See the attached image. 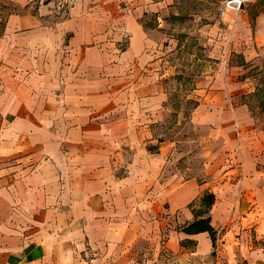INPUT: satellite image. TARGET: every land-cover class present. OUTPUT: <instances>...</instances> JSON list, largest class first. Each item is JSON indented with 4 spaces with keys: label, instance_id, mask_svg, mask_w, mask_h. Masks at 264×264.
I'll return each mask as SVG.
<instances>
[{
    "label": "crops",
    "instance_id": "obj_1",
    "mask_svg": "<svg viewBox=\"0 0 264 264\" xmlns=\"http://www.w3.org/2000/svg\"><path fill=\"white\" fill-rule=\"evenodd\" d=\"M162 4L0 0V264H264V112L242 74L264 13L233 11L241 67L218 62L176 107L143 19ZM207 191L214 253L183 230Z\"/></svg>",
    "mask_w": 264,
    "mask_h": 264
},
{
    "label": "rangeland",
    "instance_id": "obj_2",
    "mask_svg": "<svg viewBox=\"0 0 264 264\" xmlns=\"http://www.w3.org/2000/svg\"><path fill=\"white\" fill-rule=\"evenodd\" d=\"M156 1L163 4L156 12L145 14L143 19L145 25L160 36L159 46L163 49L162 58L168 66L172 65L175 68L173 76L175 80L170 86H172V101L176 107H179L181 98L186 96L190 88L191 79L200 77L206 71L212 73L217 68L218 62L226 59L229 66L241 67L242 54L234 50L229 51L228 47L232 42L230 23L234 19V12L230 9L224 16L220 15L226 0ZM244 1L243 9L250 16L258 12L264 13V0ZM67 2L69 1L65 3ZM33 9L36 10V6ZM250 24H252L251 21ZM259 60L249 61L247 69L243 67L242 74L248 75L253 85L259 78L258 75L253 74L254 67L257 65L261 67L264 64L263 58ZM241 75L238 74L237 77L240 78ZM239 100L242 99L239 98ZM243 100L249 101L251 106L257 105V98L254 96ZM183 105L187 114L193 102L188 101ZM181 146L186 151L191 147L189 142ZM191 163L190 168L195 171L201 166L199 158Z\"/></svg>",
    "mask_w": 264,
    "mask_h": 264
},
{
    "label": "trees",
    "instance_id": "obj_3",
    "mask_svg": "<svg viewBox=\"0 0 264 264\" xmlns=\"http://www.w3.org/2000/svg\"><path fill=\"white\" fill-rule=\"evenodd\" d=\"M255 75H258V81L255 86L254 91L248 94V96L256 97L257 98V107L264 112V64L262 65L261 69H258V67H255ZM249 107H252L251 104L248 102ZM201 204L198 209H192L193 215L195 216V219L190 222L187 226L183 228V230L187 233H195V232H206L208 231L211 239H212V246L215 244V231L213 230L211 224H210V216L208 214L210 207L214 203V195L211 192H205L201 196ZM214 253V252H213Z\"/></svg>",
    "mask_w": 264,
    "mask_h": 264
},
{
    "label": "built area",
    "instance_id": "obj_4",
    "mask_svg": "<svg viewBox=\"0 0 264 264\" xmlns=\"http://www.w3.org/2000/svg\"><path fill=\"white\" fill-rule=\"evenodd\" d=\"M244 0H226L222 9L220 10V15L224 16L227 10L240 11L243 8ZM220 237L217 234L215 237V244L213 247V252H216L219 249ZM212 252V253H213Z\"/></svg>",
    "mask_w": 264,
    "mask_h": 264
}]
</instances>
